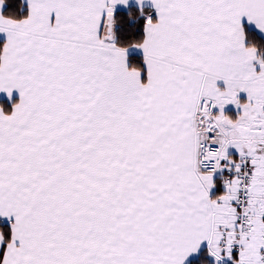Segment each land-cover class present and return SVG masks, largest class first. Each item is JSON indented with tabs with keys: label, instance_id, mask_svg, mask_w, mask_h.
<instances>
[{
	"label": "snow or ice",
	"instance_id": "snow-or-ice-1",
	"mask_svg": "<svg viewBox=\"0 0 264 264\" xmlns=\"http://www.w3.org/2000/svg\"><path fill=\"white\" fill-rule=\"evenodd\" d=\"M0 264H264V0H0Z\"/></svg>",
	"mask_w": 264,
	"mask_h": 264
}]
</instances>
